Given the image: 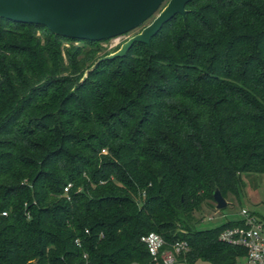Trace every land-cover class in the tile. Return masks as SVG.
I'll list each match as a JSON object with an SVG mask.
<instances>
[{
    "label": "trees",
    "instance_id": "1",
    "mask_svg": "<svg viewBox=\"0 0 264 264\" xmlns=\"http://www.w3.org/2000/svg\"><path fill=\"white\" fill-rule=\"evenodd\" d=\"M186 10L83 79L99 41L0 17V264H244L198 213L264 175V0Z\"/></svg>",
    "mask_w": 264,
    "mask_h": 264
},
{
    "label": "water",
    "instance_id": "2",
    "mask_svg": "<svg viewBox=\"0 0 264 264\" xmlns=\"http://www.w3.org/2000/svg\"><path fill=\"white\" fill-rule=\"evenodd\" d=\"M164 1L0 0V17L13 22L42 25L65 38L101 41L119 37L138 28L160 9ZM191 1L170 0L143 37L132 39L121 53L105 59L124 56L135 42L150 45L151 39L164 24L178 14L185 17L186 5ZM214 201L218 210H223L228 204L219 189L214 193Z\"/></svg>",
    "mask_w": 264,
    "mask_h": 264
},
{
    "label": "rangeland",
    "instance_id": "3",
    "mask_svg": "<svg viewBox=\"0 0 264 264\" xmlns=\"http://www.w3.org/2000/svg\"><path fill=\"white\" fill-rule=\"evenodd\" d=\"M169 2L170 0H165L160 9L149 20L144 22L141 26L134 29L133 31L119 37L99 41V47H96L97 50L95 51L94 55L96 60L89 68L85 70L82 79L88 76L89 72L94 70L96 66L100 62L104 61L106 57L121 53L132 39L143 37L147 28L167 7ZM80 41H83V43H80ZM86 42L87 41L83 40L82 38H74L72 45L67 43L65 44V46H85ZM136 43L137 42H135L134 44ZM87 47H85V50L81 52H90V50H87ZM115 58H118V56L111 59ZM243 180L244 184L240 190V196L238 198L229 196V198L226 199L228 203L226 208H224L223 210H218L216 208V203H211L213 207H203L201 212L198 213V218L201 219V224H199L198 226L199 229H211L228 221L245 220L248 217L253 220L255 225H260L262 227V233L264 235V175H245ZM68 187H71V185H69ZM243 210H246L248 212L247 216L243 215ZM242 260L244 261V259ZM195 264L212 263L204 260H198L197 262H195Z\"/></svg>",
    "mask_w": 264,
    "mask_h": 264
},
{
    "label": "built area",
    "instance_id": "4",
    "mask_svg": "<svg viewBox=\"0 0 264 264\" xmlns=\"http://www.w3.org/2000/svg\"><path fill=\"white\" fill-rule=\"evenodd\" d=\"M69 187L66 188L68 192ZM243 215L248 212L243 210ZM220 240L224 243L234 246H240L247 250L248 254L244 264H264V235L262 227L255 225L251 218L245 219V226L228 228L220 234ZM147 245L148 251L152 257L150 264H186L179 260V256L189 251L190 246L187 241H175L168 246L165 239L157 234L151 233L142 238ZM80 245V241L77 240ZM141 264V263H131Z\"/></svg>",
    "mask_w": 264,
    "mask_h": 264
}]
</instances>
